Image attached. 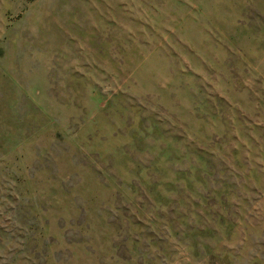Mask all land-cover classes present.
I'll return each mask as SVG.
<instances>
[{"label":"rangeland","instance_id":"1","mask_svg":"<svg viewBox=\"0 0 264 264\" xmlns=\"http://www.w3.org/2000/svg\"><path fill=\"white\" fill-rule=\"evenodd\" d=\"M0 264H264V0H0Z\"/></svg>","mask_w":264,"mask_h":264}]
</instances>
